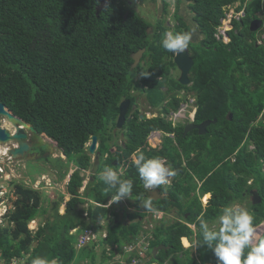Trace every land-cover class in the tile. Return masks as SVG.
I'll use <instances>...</instances> for the list:
<instances>
[{
	"label": "trees",
	"instance_id": "16d2710c",
	"mask_svg": "<svg viewBox=\"0 0 264 264\" xmlns=\"http://www.w3.org/2000/svg\"><path fill=\"white\" fill-rule=\"evenodd\" d=\"M103 1L0 0V102L39 134H46L57 143L66 161L51 156L44 160L59 172L61 182L68 175L65 194L71 196L63 214L61 201L52 202L55 219L40 227L34 236L29 224L47 212L43 208L44 194L24 183H15L14 209L8 213L7 224L0 226V261L22 264L29 255L26 264H32L36 257L73 264L83 249L90 255L85 264H98L96 248L100 247V262L108 264V260H116V253H121L125 245L144 239L143 243L150 246V264H166L172 252L183 250L196 234L200 261L188 258L186 263L176 264H217L213 253L206 246L201 247L199 218L214 223L223 207L242 203L252 191H257L262 202L250 201L245 208L253 214L255 227L264 222V39L259 43L261 30H250L252 21L261 17L263 0H188L192 19L204 35L202 42H190L188 47L195 62L189 86L171 76V71L177 69L175 54L161 46L165 33L189 30L179 11L180 1L173 16L178 23L175 27L144 21L125 1L109 0L99 10ZM236 2H241L238 11L244 12L240 22L233 20L234 27L228 31L230 40L225 42L222 35L216 36L217 28L226 18L224 8ZM152 26L154 32L150 34L148 29ZM140 49L147 51L140 64L132 68V55ZM165 86L167 91H163ZM184 89L195 95L191 123L199 125L217 119L204 136L194 130L184 137L185 125L174 126L166 119L187 102L181 96ZM133 91L145 94L148 104L160 115L141 118L140 111L133 108L137 104ZM156 96L163 99L164 106L156 101ZM127 99L131 102L127 118L133 117L119 132L126 138L119 144L114 140V129L120 104ZM154 131L174 136H165L160 149L151 148L148 137ZM93 136L99 139L94 163L86 148ZM211 139L208 148L206 143ZM171 147L175 154L169 151ZM140 154L165 158L167 164L175 165L176 176L182 177L183 171L191 170L202 181L200 193L188 210L175 205L177 195L168 189L170 185L158 188L167 195L160 200L162 205L154 208L168 213L171 206L178 207L181 216L188 215L186 222L194 224L198 231L182 222L170 226L162 223L145 238L140 233L141 226L137 224L128 232L119 214L106 207L114 192L99 179L98 172L104 167L113 168L114 162L118 167L113 170L121 179L133 180L136 205L151 196L134 164ZM233 158L236 161L232 162ZM87 170L91 171L92 181L85 196L97 204L87 212L93 223L84 220L78 207L86 202L79 189L84 182L82 172ZM180 182L176 183L189 197L184 181ZM204 196L209 199L207 207L202 203ZM108 214L116 216L110 218L107 237L79 246L88 230L105 228L101 223ZM139 215L145 216L135 213L132 219ZM77 228V234L70 233ZM161 245L171 249L154 257L153 248Z\"/></svg>",
	"mask_w": 264,
	"mask_h": 264
},
{
	"label": "rangeland",
	"instance_id": "374dc122",
	"mask_svg": "<svg viewBox=\"0 0 264 264\" xmlns=\"http://www.w3.org/2000/svg\"><path fill=\"white\" fill-rule=\"evenodd\" d=\"M120 1H125L126 5L130 9L137 12L142 18H144V21L146 20V22L152 23L153 25H156L158 22H161V23H163L164 27H167L168 23H169L168 26L173 27L174 24L177 22L173 18V16H174L173 13H174V6L178 5V1H180L183 4V9H181V7H180V10H182L183 15H185V18L189 22L192 20V16H193V14L191 13V10L188 8V3H189L188 0H164V1L163 0H120ZM165 7H166V10H165ZM240 15L241 14L236 15V17L234 19V23L240 22L239 21ZM259 15L264 19V3H262V7H261ZM164 18H166L168 21H166ZM153 27L154 26H152V28L150 30V34H152L154 32ZM193 28L195 30H193V33H192V40L196 44H199L200 42H202V38L204 35L198 30L196 24H195V27H193ZM218 35H220V30L217 32V36ZM258 37H259V43H260V41H263V39H264V28L261 29V32L259 33ZM222 40L225 42H228L230 40V38L223 35ZM171 76L179 77V72L176 70L173 72L171 71ZM163 91H167L166 86L163 88ZM132 94L135 96H140L139 97V103L137 104L136 110H139L141 115L147 116L148 118H152V117H156V116L160 115V113L158 112V110L156 108L150 107L145 94H140L137 91H133ZM181 96H183L187 100V102L182 103V105L180 107L181 111L177 113L179 116L174 115L171 117L169 114V116L166 119L172 120L175 123H177L179 121L181 123H184L186 121L189 123L190 121H189V119H186V115L188 116L189 113H190V115H192L194 113L195 95H193L192 93H190L184 89L183 93H181ZM156 101L161 102L162 105L164 106L165 102L163 101V99L160 96H156ZM134 110H135V108H134ZM131 118H132V116L130 115L129 119H131ZM0 125L6 129L10 130L11 132H13V130H14L12 125L9 123V121L3 116H0ZM211 125H213V124H211ZM121 130L122 129L117 130L115 132V136H114V140L116 139V142H118L119 144L123 143L126 139L122 133H119ZM114 131H115V129H114ZM149 137H150L148 139L149 147L151 146V148H159L161 145L160 138H159L160 135L152 134ZM189 138L192 139L190 142H192L194 140L191 136ZM90 142H91V140H90ZM211 142H212V139L207 141L206 146L208 148L210 147ZM112 144H113V142H112ZM15 145H16L15 143H9V144L5 145V147H9L10 149H12L15 147ZM249 148L253 150L254 145H251ZM172 150H173V148L171 147V150H169V151L172 152V154H175V151L173 153ZM4 151L8 152V149H6ZM177 155H178V153H177ZM51 157L53 159H57V158L61 157L64 161H66V157L63 155V152L60 149H57V152L55 153V155H53ZM91 157H92V162H93L95 155H91ZM180 160H181V158L179 156H177V161H180ZM182 162H184V160ZM0 163H2V162L0 161ZM61 163H63V162H61ZM116 163L117 162L113 163L114 169L118 167V164H116ZM171 166L173 169H175V165L174 166L171 165ZM183 166L185 167L186 165L183 164ZM71 167H72V165H71ZM183 175H184V177L175 176L174 177L175 184H170L168 189H170L171 192H173V193H175V195H177V199L174 200L175 205L183 208V210L186 211L189 209L190 204L193 203L194 199L197 198L195 190L197 188V182L200 180L197 177V175H195L193 173V171H191V170H190V172L189 171H183ZM82 177H84V182H83L82 187L79 189V194H80L81 198H84L86 200V202L84 204H82V203L78 204V207H79L81 212L83 211L84 220L87 223H93L91 218L87 215V212L90 209V206L91 207L93 206L95 208V206H97V204L93 200L88 199L85 196L86 188H88L89 182L92 181L91 171L87 170V171L82 172ZM60 178H61V175L59 174V172L57 170L53 169L51 167V164L47 163L44 159L15 161L14 163H12L8 172L0 177V198L6 204L7 208H9V209L12 207L14 209L13 202L16 200V195L14 194V189H15L14 184L15 183H24L26 186L37 189L44 194L43 208L45 210H47V212L41 213L33 221H31L29 224V229L32 231V234L34 236L38 232L40 227H44L48 221H53L55 219V212H54V209L52 206V202L57 201V200L61 201L60 207H59L60 208V214H63L65 212L66 203L71 198V196L69 194H65L66 193L65 185L68 183V175L63 179L62 182L60 181ZM177 181H181L180 182L181 184L183 181L187 182L186 184H183V185H184V188L186 186L187 191H188L187 193H189L188 198L184 195L185 192H183L182 188H180L177 185V183H176ZM63 194H65L64 198H62V196H61ZM113 195H114V193L111 194V197H110L109 202L106 205V207H109V210L110 209L115 210V212H117L119 214L118 215L119 220H120L122 225L127 226L126 230L128 232H132L131 231L132 228L136 227V225L138 224L139 226H141L140 233L143 234L144 237H147L148 235H150L153 232V230L156 228V226H158L162 223H166V224L169 223L170 224L172 222L177 221L180 218L178 216L177 208H172L170 210L169 214L167 216H165V218L163 216V220L159 221L157 219V216L154 215L153 212L155 211L154 208H158L160 205H162V203L159 199L156 201L154 199H152V195L149 197L152 199L153 211H151V212L146 211L143 208H141V206H140V204L142 203L141 201H140L141 202L140 204L136 205V201H137V198L135 196L136 194L134 195L135 198H133V197L127 198V199H124V200H122L120 202H116V203H114L112 201ZM206 201H207V199L205 200V197H203L202 198L203 205L206 203ZM249 202L250 201L248 200L247 203L245 202V203H242L240 205L243 207H246V206H248L247 204ZM3 213H4V207L2 208V205H1L0 217ZM135 213H141L145 216L142 218V215H139L138 218L135 217L134 219H132L134 217ZM110 214H108L107 218L102 221V223H103L102 227H105L104 230H107L108 223L111 220L110 218L111 217L114 218L116 216V215L111 216ZM131 215H133V216H131ZM4 220L5 219H1L0 224H1V222H4ZM6 224H7V222H4L0 226H5ZM169 224H168V226H170ZM212 224H213V222L210 223V226ZM217 227H218V225H217ZM258 227H255V228H258ZM77 229H79V228H77ZM192 229L194 231H198V228L196 226H193ZM70 233L73 235L77 234L75 232V229L71 230ZM105 233H106V231H105ZM259 237H260V233L258 231H256V238L253 239L251 246H255ZM192 238H193V241L191 243L192 246L190 248V253H195L196 252V241L194 239L195 236H193ZM157 240L158 241L161 240V237L158 236ZM34 243L35 244H33V245L35 246L38 243V240H36ZM88 244H90L89 241H85V242L80 241L78 245L83 246V245H88ZM78 245H76L75 247L78 248ZM96 254H97V260L100 261L103 258L102 248L97 247L96 248ZM152 254H153V250H152ZM195 254H193V255H195ZM148 255H149V253H148ZM28 256L29 255L25 256V258L22 260L23 264H26ZM89 256L90 255H89L88 251H83V249H82V251L77 255V258L73 264H85L86 262H88L86 260L89 259ZM149 256H148V258H150ZM108 261L110 264H112L116 260H108ZM167 264H169V262Z\"/></svg>",
	"mask_w": 264,
	"mask_h": 264
},
{
	"label": "clouds",
	"instance_id": "9594fccd",
	"mask_svg": "<svg viewBox=\"0 0 264 264\" xmlns=\"http://www.w3.org/2000/svg\"><path fill=\"white\" fill-rule=\"evenodd\" d=\"M240 6H241V2H236L224 8L226 18L222 19V21L227 20L229 15L232 16V18L231 19L228 18V24H227L228 28L226 30L222 29L223 23L220 25V27H218L220 30V35L217 36L218 38L221 35L225 36V34H227L228 31H231V29L234 27L233 20L235 19L237 14L243 15L244 10L238 11V8ZM260 19L262 18L260 17ZM263 28L264 27H262L261 29ZM191 40H192V36L188 32H177L174 34L173 32L169 31L164 34L163 39L161 41V46L165 51L171 52L176 55L185 52V50L188 49ZM141 74L144 76L148 75L145 73H141ZM162 109H163L162 107L159 108L160 111H162ZM177 113L178 112L171 111L170 116L171 117L174 115L178 116ZM191 119L192 118L189 117V121H191ZM172 122L174 123V126L181 124L179 122L177 123H175L174 121ZM188 124H183V125H185L186 127ZM8 131L11 132L10 130ZM152 134L160 135L159 138L161 145L158 149L162 147L165 136H169V137L174 136V134H167L163 131H154L150 135ZM149 138L150 137H148V139ZM89 144L90 141L86 145L87 150ZM98 147H99V143H98ZM0 149L2 150L8 149L10 154L11 149L9 147H5L4 145V146H0ZM134 164L137 168L139 178L143 182L144 189L149 190L150 192L153 189L160 188V186L162 185L170 184L171 178L177 175L176 170H174L171 167V165L166 163L165 158L163 159L160 157L146 158L145 155L140 154L138 157L134 159ZM98 177L100 180L104 182V184L108 186L109 189H111L114 192V195L112 197V201L114 203L132 197L133 180L121 179L117 171L113 170V168L104 167L102 171L98 172ZM0 203H4L1 200V198H0ZM140 206L146 211L149 212L153 211L151 198L143 200ZM3 207L4 206L2 205V208ZM11 209L12 208L9 209L7 207H4V213L1 215L0 220L5 219L4 222H7V216ZM0 212H1V205H0ZM4 222H1L0 225H2V223ZM102 225L103 223H101V226ZM77 230L78 229L75 230L76 233H78ZM199 230L203 239V243L201 244V247L206 246L207 249H209L213 253V255L217 260V264H264V239H260L255 246H251L253 239L256 238L254 216L247 208L241 206L240 204L236 202H232L230 205L223 207L220 210V214L217 217L216 221L211 226L207 220L203 219L202 217L199 218ZM107 234L108 231L104 229L88 230V232H86L80 238V240L85 239V241L95 243L105 239L107 237ZM143 241L144 239L140 241L135 239L134 242L125 245L121 253L119 252L116 253V261L112 264H117V263L118 264H150V259H151V256H149L150 246L146 243H143ZM110 250H112V247L108 249L107 251L108 255L110 254ZM148 256L150 258H148ZM32 264H57V261L55 259L49 261L46 258L36 257L32 260ZM98 264H102V263L98 261ZM108 264L110 263L108 262ZM151 264H157V263H151Z\"/></svg>",
	"mask_w": 264,
	"mask_h": 264
},
{
	"label": "water",
	"instance_id": "95a60500",
	"mask_svg": "<svg viewBox=\"0 0 264 264\" xmlns=\"http://www.w3.org/2000/svg\"><path fill=\"white\" fill-rule=\"evenodd\" d=\"M109 0H104L102 4L99 6V10H102L107 4ZM264 25V21L260 18L252 21L250 25V30L252 32H258ZM151 28H149L148 33H150ZM146 52V49H140L138 52L132 55L134 59V63L132 68H136ZM174 63L177 69L180 71V75L178 78V82L183 86L191 85L190 73L195 64L194 59L191 57L188 49L183 53L176 54L174 57ZM131 102L130 100H124L121 102L119 107V115L116 121V129L115 131L122 129L124 124L127 122V115L130 109ZM0 116L7 118L9 123L12 125L14 132L11 133L8 129L2 127L0 125V146H4L8 143H15V147L10 150V155L14 160L24 161V160H37L44 158L46 156H53L57 152L58 145L51 138H49L46 134H39L35 127L25 122L22 118L15 115L7 106L0 102ZM231 116V114H230ZM144 115H141L143 118ZM232 117V116H231ZM217 119L214 120H206L203 123L196 124H188L184 130V137H186L193 130H197L200 136L206 135L208 133V127L211 124H215ZM98 143L99 139L97 136H93L91 138V142L88 147V151L91 155H96L98 153ZM98 157V154H97ZM117 164V163H116ZM159 196V199L163 197L159 192L156 193ZM252 200L255 204H260L262 202L257 191L251 192ZM155 201L156 198H152ZM256 231L260 233V239H264V223H262ZM256 243V244H257ZM255 244V245H256ZM170 247L161 245L154 249L153 256L157 257V254L163 250H169Z\"/></svg>",
	"mask_w": 264,
	"mask_h": 264
},
{
	"label": "flooded vegetation",
	"instance_id": "af4514ba",
	"mask_svg": "<svg viewBox=\"0 0 264 264\" xmlns=\"http://www.w3.org/2000/svg\"><path fill=\"white\" fill-rule=\"evenodd\" d=\"M180 7H181V9H183V4L181 3L180 4ZM177 8H178V5H176V6H174V13L173 14H175V12H176V10H177ZM188 8H189V4H188ZM190 9V8H189ZM191 10V9H190ZM180 11V14H182L183 15V13H182V10H179ZM184 16V19H185V23L187 24V26H188V28H189V30L187 31L188 33H190L191 34V36H192V33H193V30H195L193 27H195V22L193 21V19L189 22L186 18H185V15H183ZM259 17H260V15H259ZM192 18H193V16H192ZM169 24V23H168ZM168 24H167V26H168ZM178 23L176 22L175 24H174V27L177 25ZM197 29V28H196ZM219 31V28H217V32ZM216 36H217V34H216ZM225 36L226 37H229V35H228V33L227 34H225ZM191 42H193V40H191ZM195 43V42H194ZM188 50H189V52H190V55H191V50L188 48ZM178 71L179 72V75H180V71L178 70V69H174V70H172V72L173 71ZM177 79L179 78V77H176ZM139 97L140 96H137V99H136V103L138 104L139 103ZM137 104H135L134 106H133V108H136L137 107ZM132 116V115H131ZM133 117V116H132ZM45 158V157H44ZM44 158H41V159H44ZM178 212V211H177ZM187 218V215H185V216H182V219L181 218H179L178 220H180V222L181 221H186L185 219ZM258 229V228H257ZM192 240L191 241H189L188 242V244H187V246L183 249V250H180V252L179 251H173V254H172V256L170 257V261H169V264H176L177 262H183V263H186L187 262V260H188V258H193V259H195L196 261H199V257H198V251H196L195 253H190V248H191V246H192ZM170 247V246H169ZM171 248V247H170ZM175 252V253H174ZM193 254H195V255H193Z\"/></svg>",
	"mask_w": 264,
	"mask_h": 264
},
{
	"label": "crops",
	"instance_id": "0c3cea01",
	"mask_svg": "<svg viewBox=\"0 0 264 264\" xmlns=\"http://www.w3.org/2000/svg\"><path fill=\"white\" fill-rule=\"evenodd\" d=\"M151 107V106H150ZM181 110L179 109V111L178 112H180ZM179 116V115H178ZM189 117H190V113H189V115L187 116L186 115V119H189ZM179 123H181L180 121H179ZM188 122L186 121V122H184V123H181V124H187ZM162 141V140H161ZM182 177H184V176H182ZM175 183V180H174V177L173 178H171V182H170V184H174ZM187 182L186 181H184V184H186ZM170 184H167V185H170ZM201 186H202V181H198L197 182V188H196V190H195V193L196 194H199L200 193V188H201ZM157 192H159L160 193V195L163 197L162 199H164L165 198V196L167 195V193L166 194H161V192L159 191V189H153V190H151V195H152V198H156L157 200L159 199V196L156 194ZM209 196H211V194H208ZM205 197V196H204ZM188 198V197H187ZM210 198V197H209ZM162 199H159V200H162ZM206 200V199H205ZM248 200L249 201H253L252 200V197H249V198H247L245 201H243L242 203H247L248 202ZM208 203H209V199H207V201H206V203L203 205L204 207H207V205H208ZM242 203H238V204H242ZM207 204V205H206ZM248 205V204H247ZM172 208H177V211H178V216L182 219V216H181V214L179 213V211H180V209L178 208V207H175V206H171L170 207V210L172 209ZM154 213V215H156L157 216V219L159 220V221H162L163 220V216H164V218H165V216H167L168 214H169V212L168 213H165V212H163V211H154L153 212ZM187 218H188V215H187ZM186 218V219H187ZM185 219V220H186ZM176 222H180V220H177V221H175V222H172V223H168L169 225H174V224H176ZM182 223H184V224H186V225H188L190 228H192L193 226H195L194 224H190V223H187L186 221H181ZM193 230V229H192ZM195 236V241H196V234L194 235ZM167 247H169V246H167ZM171 249V248H170ZM169 249V250H170ZM196 251H197V243H196ZM180 252V251H179ZM175 253V252H174ZM181 253V252H180ZM159 254V253H158ZM157 254V255H158ZM172 254H173V252H172ZM172 254L170 255V257L172 256ZM170 257H169V260L166 262V264L170 261Z\"/></svg>",
	"mask_w": 264,
	"mask_h": 264
},
{
	"label": "built area",
	"instance_id": "2783aa9c",
	"mask_svg": "<svg viewBox=\"0 0 264 264\" xmlns=\"http://www.w3.org/2000/svg\"><path fill=\"white\" fill-rule=\"evenodd\" d=\"M262 3H264V0H263ZM228 18L231 19L232 16L229 15ZM228 18H227V20H223L222 21V23H223V28L222 29L223 30H226L228 28L227 27ZM3 151L4 150L0 149V161L2 162V163H0V177L3 176L4 174H6L8 172V170H9V168L11 167L12 163L15 162V160H13L12 156L9 154V151L8 152H5V151L3 152ZM234 161H236L235 158H233L232 162H234ZM0 205H3L4 207H7L5 203H0ZM80 241L85 242V239H83V240L81 239ZM129 250H131V249H129ZM0 263L3 264L2 261H0ZM11 264H17V262L14 261Z\"/></svg>",
	"mask_w": 264,
	"mask_h": 264
}]
</instances>
